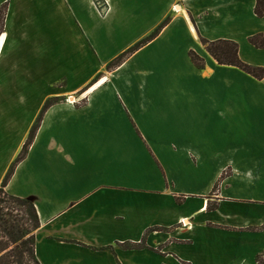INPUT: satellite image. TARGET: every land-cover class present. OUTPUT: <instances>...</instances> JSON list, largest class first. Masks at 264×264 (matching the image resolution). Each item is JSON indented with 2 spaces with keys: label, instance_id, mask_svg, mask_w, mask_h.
<instances>
[{
  "label": "crops",
  "instance_id": "obj_1",
  "mask_svg": "<svg viewBox=\"0 0 264 264\" xmlns=\"http://www.w3.org/2000/svg\"><path fill=\"white\" fill-rule=\"evenodd\" d=\"M107 3L102 19L95 0H0V186L56 100L6 186L37 209V260L257 264L264 121L244 113L259 105L255 88L264 111V80L219 65L200 41L264 24L256 0Z\"/></svg>",
  "mask_w": 264,
  "mask_h": 264
},
{
  "label": "trees",
  "instance_id": "obj_2",
  "mask_svg": "<svg viewBox=\"0 0 264 264\" xmlns=\"http://www.w3.org/2000/svg\"><path fill=\"white\" fill-rule=\"evenodd\" d=\"M5 9L0 13V30L4 26ZM255 14L258 18H264V0H256ZM168 23L166 21L163 26ZM160 26L150 38H154L161 31ZM249 42L256 49L264 48V36L257 34L249 37ZM206 51L217 61L219 65L230 66L239 69L247 75L257 79L264 80V68L245 64L239 56V46L236 42L230 40L208 41L200 38ZM145 41L138 43L133 48L118 57L110 68H116L122 65ZM192 63L199 69L205 68V60L195 51L189 52ZM53 105V102H47L42 110L33 130L29 134L22 152L19 154L2 185L0 186V264H40L35 254V232L40 227V221L35 205L26 199L11 196L6 191L10 179L12 178L16 167L27 157L28 151L34 141L36 133L41 124V120L46 111ZM218 185L215 186V189ZM182 199H178L181 202ZM208 209H212L210 206ZM7 240L6 242H2ZM14 246V247H12ZM137 245H131L136 248ZM139 247V246H137ZM257 264H264V253L257 258Z\"/></svg>",
  "mask_w": 264,
  "mask_h": 264
},
{
  "label": "rangeland",
  "instance_id": "obj_3",
  "mask_svg": "<svg viewBox=\"0 0 264 264\" xmlns=\"http://www.w3.org/2000/svg\"><path fill=\"white\" fill-rule=\"evenodd\" d=\"M106 1L108 2V0H95V9L98 12L99 17L102 18V19L103 18H106L107 14H108V10H109V5H108V3ZM241 31L242 32H240L239 33L240 35L237 37V41H235L238 44V46H239V56H240V59L245 64H248V65H251V66H256V67H262V68H264V66H263L264 65V49H262V50L255 49V47L250 44V42L248 40L249 38L246 35L247 33H248V35H249V33H251V34H253L251 36H254V35H257V34H262L264 36V24H262L260 21L256 20L254 24L251 23L249 25V27H246L245 29H242ZM114 61H112L111 63H113ZM180 62L183 63V60L180 61ZM110 64L107 66V70L108 71H112V70H114V69L117 68L116 67V68L111 69L110 68ZM253 92H255V95L258 97L259 105H256V103L254 104L255 105L254 108H257V109H254L253 107H250L249 111H248V109H245L244 117L246 119H244V120L247 122V121H251L250 119H253L255 121H259L260 123H262L264 121V111L261 110V108H263V101H262L263 91L261 89L255 88V90H253ZM82 97L83 96L80 95V96H77L75 99L68 98L67 99V102L69 104H71V105L79 104V103H84L85 104L86 103V100H84V98H82ZM224 100H223V102H224ZM248 101H249L248 99L247 100H244V108H247L248 107L247 106V102ZM50 102H53V104H54V103H56V100H54V101L51 100ZM42 110H41V112H42ZM37 120H36V122H37ZM244 124L242 125L243 127H244ZM234 125L235 124H233V126ZM33 128H34V126H32L31 131L33 130ZM31 131H30V133H31ZM28 138H29V136H28ZM225 175H227V172L223 174L222 178H224ZM217 189H218V187L215 189V191ZM6 241L7 240H4L2 242H6ZM12 247H14V246H12Z\"/></svg>",
  "mask_w": 264,
  "mask_h": 264
},
{
  "label": "bare ground",
  "instance_id": "obj_4",
  "mask_svg": "<svg viewBox=\"0 0 264 264\" xmlns=\"http://www.w3.org/2000/svg\"><path fill=\"white\" fill-rule=\"evenodd\" d=\"M72 101V100H71Z\"/></svg>",
  "mask_w": 264,
  "mask_h": 264
}]
</instances>
